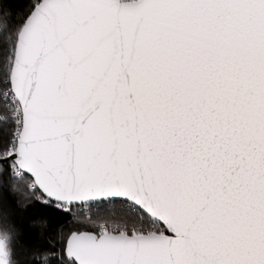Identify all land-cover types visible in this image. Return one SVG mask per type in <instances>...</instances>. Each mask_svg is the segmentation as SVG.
Returning <instances> with one entry per match:
<instances>
[{
	"label": "snow or ice",
	"instance_id": "snow-or-ice-1",
	"mask_svg": "<svg viewBox=\"0 0 264 264\" xmlns=\"http://www.w3.org/2000/svg\"><path fill=\"white\" fill-rule=\"evenodd\" d=\"M3 187L31 264H264V0H0Z\"/></svg>",
	"mask_w": 264,
	"mask_h": 264
},
{
	"label": "trees",
	"instance_id": "trees-1",
	"mask_svg": "<svg viewBox=\"0 0 264 264\" xmlns=\"http://www.w3.org/2000/svg\"><path fill=\"white\" fill-rule=\"evenodd\" d=\"M5 7L10 11L19 14L26 3V0H3ZM19 5V7H17ZM22 197L19 192H13L7 187L0 188V208L6 209L8 212V219L16 229V238L14 247L17 254V259L20 264H31L35 258L34 253L40 249L48 246L52 241L39 233L33 226V220L36 215L35 206L31 208H23L20 206ZM95 208V210H93ZM92 217L98 215H106L109 212L115 211L114 208L105 207H91ZM79 216L83 220L86 216L82 213L73 215L61 214L55 218L49 216L48 222L52 226L51 235H55L57 239H62L60 233L67 234L76 227L75 217Z\"/></svg>",
	"mask_w": 264,
	"mask_h": 264
},
{
	"label": "rangeland",
	"instance_id": "rangeland-1",
	"mask_svg": "<svg viewBox=\"0 0 264 264\" xmlns=\"http://www.w3.org/2000/svg\"><path fill=\"white\" fill-rule=\"evenodd\" d=\"M95 210V208L93 209ZM76 214H80L82 213L83 215H85L86 217L91 216L93 214V211L91 208L85 207V208H81V209H76L74 211Z\"/></svg>",
	"mask_w": 264,
	"mask_h": 264
}]
</instances>
